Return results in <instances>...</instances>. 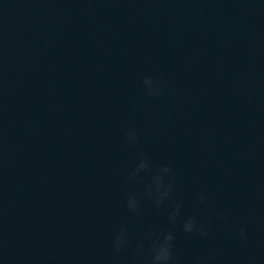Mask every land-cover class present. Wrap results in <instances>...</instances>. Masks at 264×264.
Listing matches in <instances>:
<instances>
[{"label":"water","instance_id":"95a60500","mask_svg":"<svg viewBox=\"0 0 264 264\" xmlns=\"http://www.w3.org/2000/svg\"><path fill=\"white\" fill-rule=\"evenodd\" d=\"M168 233L169 264H264V0H0V264H153Z\"/></svg>","mask_w":264,"mask_h":264},{"label":"clouds","instance_id":"9594fccd","mask_svg":"<svg viewBox=\"0 0 264 264\" xmlns=\"http://www.w3.org/2000/svg\"><path fill=\"white\" fill-rule=\"evenodd\" d=\"M143 83L148 87L149 95L159 94L156 88L158 82L153 81L151 78H145ZM126 137L132 141L133 145L137 142L135 138V134L131 131L126 133ZM141 170L147 171V163L144 157H141V160L137 164L136 169H134L130 175L135 176ZM158 171L159 174L154 175L152 177L153 183L155 184V188L150 193V195H154L156 197V204L159 206L172 191V184L164 182L163 174H169L172 180H174L175 177L174 175L171 174L170 164H165L161 166ZM149 187L151 188V185H149ZM196 199L199 202H203L206 199V196L205 194L201 193L197 196ZM128 206L134 208V203L132 198L129 199ZM179 210H180V205L176 204L172 209V211L170 212V219L173 223H175L176 219L179 216ZM216 215L217 218H223L225 214L221 211V212H217ZM182 226L185 232L196 231L201 236H207L208 234L206 226L200 223L195 217L192 216L187 217L184 220ZM239 234L241 237H244L245 229L241 228ZM122 240H123V230H121V233L118 234L116 237L115 246L117 250H119L120 243ZM172 240H173V236L170 233L165 234L163 240H159L157 238V241L154 242L153 244L154 254L151 257L153 264H169V261L173 259L171 252V243H170ZM215 259L216 257L214 255L209 257L210 261H215Z\"/></svg>","mask_w":264,"mask_h":264}]
</instances>
